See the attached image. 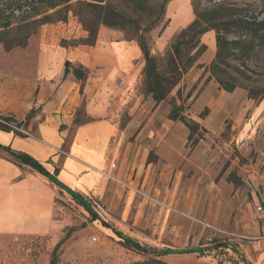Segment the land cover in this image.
Listing matches in <instances>:
<instances>
[{"label": "crops", "instance_id": "obj_1", "mask_svg": "<svg viewBox=\"0 0 264 264\" xmlns=\"http://www.w3.org/2000/svg\"><path fill=\"white\" fill-rule=\"evenodd\" d=\"M82 35L85 37V32ZM61 38L70 41L75 36L68 29ZM57 39L28 42L22 59L16 62L15 75L0 73V116L22 123L32 112L29 124L21 125L31 134L22 136L0 129V146L30 156L61 185L0 156V238L49 237L51 245H56L66 230L77 227L57 206L62 187L89 198L108 215L131 220L134 193L120 183L157 200L168 198L169 178L188 161L185 145L189 132L182 123L168 118L172 105L179 106L180 100L172 92V105L156 104L143 93L140 79L144 61L135 41L121 39L107 29L99 31L91 47H64ZM214 39V32L201 37L206 51L185 75L192 78L186 93L198 81L202 83L193 101L194 112L185 110V116L200 127L198 115L202 109L227 113L222 99L227 100L237 91L229 94L220 89L218 97H205L207 92L219 89L209 72L215 54ZM170 41L161 35L153 43L151 54H161ZM74 68L87 72L83 83L75 78ZM184 99L192 102L194 97L186 94ZM123 113L128 119L121 124ZM262 113L264 100L253 113L256 123L244 124L246 139H251L260 125ZM261 186L263 194L259 197L264 205V178ZM141 217L137 210L134 225L142 223ZM97 234L108 232L93 223L76 229L61 245L59 259L73 263L83 257L84 264L96 263L104 255ZM258 234L257 238L264 236V220ZM79 236L87 238L88 249L80 251L74 246ZM84 252L91 254L84 256ZM259 262L264 264V253Z\"/></svg>", "mask_w": 264, "mask_h": 264}, {"label": "rangeland", "instance_id": "obj_2", "mask_svg": "<svg viewBox=\"0 0 264 264\" xmlns=\"http://www.w3.org/2000/svg\"><path fill=\"white\" fill-rule=\"evenodd\" d=\"M50 1L0 0V39L5 42L0 43V73L3 72L6 76L15 75L16 62L22 59L23 49L28 42L34 44L41 38L56 37L58 44L63 46L61 42L64 39L61 36L64 31L67 33L68 29L71 30L72 36H75L66 41L68 43L88 38L83 20L89 23L92 15L84 6L78 4L88 0H72L68 4L70 11L64 22L38 25L36 22L42 16L53 13L47 9ZM215 3L226 4L228 8L235 10L236 18H264V0H104V4L125 15L129 21L124 30L110 29L102 25L97 30L98 33L101 29L116 32L126 41L137 42L141 36L150 53L153 43L161 35L163 39L170 38L167 49L159 55H153L160 72L165 75L169 72L167 60L171 45L182 26L186 27L192 21L193 8L200 12ZM73 10L80 15L76 16ZM37 13L40 15L35 17ZM7 22L10 24L8 29L4 27ZM82 32H85V37ZM229 32V40L241 38L245 49L250 48V54L243 58L236 55L237 57L229 59V67L224 68L225 71L237 78L242 87L264 89V35L252 39L242 33L244 37H241V32L235 27H230ZM7 46L11 47L8 51ZM186 51L182 47L183 56L188 53ZM234 54H237V51H234ZM237 71L245 74L251 81L242 78ZM185 75L172 90L180 100V105L184 106V116L185 110L192 109L194 112L193 101L200 94V91L197 92L198 85L202 84L198 81L186 93L187 84L191 85L192 78ZM142 83L143 78L140 79L141 88ZM220 89L219 86V89L207 92L205 97H218ZM236 90L234 95L227 96V100L222 99L227 105V113L219 114L218 111H209L207 108L200 111L198 121L202 122V127L197 136L199 139L194 137L185 145L188 161L185 160L182 169L169 178L166 192L168 198L157 197L164 206L145 202L134 194L131 220L123 221L118 215L106 214L91 200L97 216L93 221L91 214L80 202L68 193L59 191L57 206L62 209L63 216L77 227L66 230L65 236L56 245H51L49 237L0 238V264H49L53 251L57 253L58 264H84L83 257L73 263L61 261L59 249L73 231L92 223L108 232V235L97 234L104 255L94 264H132L150 259L149 256L127 249L124 242L108 229L107 225L140 246L158 251L207 248L198 254L162 253L159 260L167 264H175L173 261L182 259H192L197 264H243L233 253L234 248L250 264H260L259 258L264 253L263 244L258 248L254 240L259 235L264 220V205L259 197V193L263 194L261 185L264 178V114L262 113L261 123L251 139H246L245 133L248 132H243V128L244 124L253 126L256 123L257 118H254L253 113L264 98L261 101L250 100L245 89L239 87ZM186 94L194 97L192 102L184 99ZM165 102L172 105L174 99L168 97ZM127 119V113H123L121 124ZM22 124L26 127L29 121L25 120ZM22 131L23 133H13L22 136L31 134L26 128ZM137 210L142 214V223L134 225ZM74 246L80 251L88 249L87 238L79 236L74 241ZM94 246L97 247L98 244ZM218 246L226 247L216 248ZM84 253V256L91 254Z\"/></svg>", "mask_w": 264, "mask_h": 264}, {"label": "trees", "instance_id": "obj_3", "mask_svg": "<svg viewBox=\"0 0 264 264\" xmlns=\"http://www.w3.org/2000/svg\"><path fill=\"white\" fill-rule=\"evenodd\" d=\"M72 0H51L48 4V11H53L52 14L44 15L42 18L37 20L38 25L52 24L54 22L65 21L70 11V6L68 5ZM84 6L92 15L89 19V23L83 20V25L85 30L88 32V38L79 40L78 42L68 43L62 41L61 44L64 47H78V46H88L91 47L95 44L98 34V27L104 26L110 29L124 30L128 23V18L120 12H117L114 8L109 5L104 4V0H88L85 2H78ZM36 5V2H35ZM164 9V7L162 8ZM73 13L77 16L80 15L76 10ZM40 13L35 14L38 17ZM193 21L182 29L175 38V42L171 45V52L168 55V67L169 72L163 75L156 63V59L151 55L147 43L143 37H139L136 42L139 46L141 54L143 56L144 67L142 71L141 78H143L142 90L145 95L151 96L156 104L165 102L172 90L177 86L182 77L189 71L197 62V59L206 51V47L201 44V37L207 32H214L215 34V57L211 62L209 67V72L211 77L218 83L220 88L225 93H233L237 88L241 87L247 91V97L250 100L261 101L264 98V89L246 88L238 84V80L235 77L230 76L224 68L229 67L228 60L237 57L240 58L248 56L250 54V48L245 49L244 41L241 38L229 40V29L230 27H235L241 32V37H244L242 33L249 35L250 38L263 37L264 35V18L260 19L258 17H239L236 18L237 13L232 8H228L226 4H213L210 7L203 8L200 12L193 8ZM4 27L8 29L10 24L7 22ZM0 43H5L0 39ZM182 47H184L188 52L186 55H182ZM11 49L10 46L6 47V51ZM237 51V54H234ZM249 51V52H248ZM194 52V53H193ZM193 53V54H191ZM68 63L65 64V73H67ZM223 67V68H222ZM75 78L83 83L87 77V72L82 68H74L72 70ZM245 80L251 81L250 78L245 76L240 71H237ZM179 96V91L177 92ZM183 106L174 105L169 112L168 118L173 122L182 123L188 130L189 136L188 141H192L194 137L199 139L198 133L200 131V126L194 121L187 119L186 116L182 114ZM32 116V112L27 116L29 120ZM0 119L6 122L15 123L12 117H2ZM22 123H17V126H21ZM0 129L11 131L4 125L0 124ZM12 132V131H11ZM0 156L8 159L17 166H27L44 177L50 179V176L46 170L35 161L30 156L11 151L9 148L0 146ZM82 205V204H81ZM83 206V205H82ZM85 209L89 212L93 218V221L97 219V216L90 212L86 207ZM107 228L112 230V232L124 242V246L127 249L136 251L139 254L149 256L150 259L144 262H137L132 264H167L161 260L159 257L162 255V251H158L153 248L142 247L139 244V248H135L125 242L128 239L122 233L116 231L111 226L107 225ZM129 240V239H128ZM226 246H218L216 248H225ZM207 248H204L205 251ZM56 250V248H55ZM233 253L236 254L243 264H250L242 254L238 252L237 249H232ZM49 264H58V256L56 251H53Z\"/></svg>", "mask_w": 264, "mask_h": 264}, {"label": "water", "instance_id": "obj_4", "mask_svg": "<svg viewBox=\"0 0 264 264\" xmlns=\"http://www.w3.org/2000/svg\"><path fill=\"white\" fill-rule=\"evenodd\" d=\"M50 180H52V182H54L55 184L59 185L61 187V185L58 183V181L53 178L50 177ZM63 190L68 193L72 198L76 199L78 202H80L84 207H86L90 212L94 213L96 215V212L94 210V203L91 202L90 199H88L85 196H80L64 187H62ZM98 208V206H96ZM125 242H127L129 245L135 247V248H139V245L131 242L128 239L124 240ZM204 250V248H192V249H184V250H173V249H165L162 250V253L166 254V255H187V254H193V253H200Z\"/></svg>", "mask_w": 264, "mask_h": 264}, {"label": "built area", "instance_id": "obj_5", "mask_svg": "<svg viewBox=\"0 0 264 264\" xmlns=\"http://www.w3.org/2000/svg\"><path fill=\"white\" fill-rule=\"evenodd\" d=\"M123 84L120 83V86H122ZM0 124L1 125H4L6 126L7 128H9L12 132H15V131H18V132H22V127L20 126H17L16 123H13V122H6L2 119H0ZM122 185L123 188L127 189V190H130L131 188V191H133V193L137 196H140L145 202H151V203H154V204H159L160 206H164V204L160 201H158L156 198H153L149 195H146L144 194L143 192H141L138 188H135V187H130L128 184H123V183H120ZM260 210H262L260 207H259ZM264 243V236H260L259 238H256L254 240V244L260 248L261 245Z\"/></svg>", "mask_w": 264, "mask_h": 264}, {"label": "bare ground", "instance_id": "obj_6", "mask_svg": "<svg viewBox=\"0 0 264 264\" xmlns=\"http://www.w3.org/2000/svg\"><path fill=\"white\" fill-rule=\"evenodd\" d=\"M175 264H197L192 259H182L178 261H174Z\"/></svg>", "mask_w": 264, "mask_h": 264}]
</instances>
